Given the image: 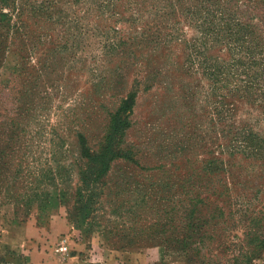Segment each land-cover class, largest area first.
<instances>
[{"label": "rangeland", "instance_id": "rangeland-1", "mask_svg": "<svg viewBox=\"0 0 264 264\" xmlns=\"http://www.w3.org/2000/svg\"><path fill=\"white\" fill-rule=\"evenodd\" d=\"M0 189L57 264H264V0H0Z\"/></svg>", "mask_w": 264, "mask_h": 264}, {"label": "crops", "instance_id": "crops-1", "mask_svg": "<svg viewBox=\"0 0 264 264\" xmlns=\"http://www.w3.org/2000/svg\"><path fill=\"white\" fill-rule=\"evenodd\" d=\"M17 220L14 206L6 200L5 194L0 190V264H15L8 262V254L11 251L25 253L26 264H57L49 258L47 238L54 241L58 235L63 233L64 220L60 217L48 223L47 219L41 216L24 222H17ZM94 257L102 256L94 255ZM165 259V252L162 249H153L146 254L142 264L162 263ZM94 261V259L87 260V262ZM67 263L84 264L78 256L68 260ZM116 264L133 263L123 260L117 261Z\"/></svg>", "mask_w": 264, "mask_h": 264}, {"label": "trees", "instance_id": "trees-1", "mask_svg": "<svg viewBox=\"0 0 264 264\" xmlns=\"http://www.w3.org/2000/svg\"><path fill=\"white\" fill-rule=\"evenodd\" d=\"M133 98L132 96L128 97V99L124 102L122 108L119 110V112L116 114L113 123H112V128H111V139L117 138L119 133H121L126 127H128L127 123V117H124L127 111L130 108L131 102ZM114 145L112 144L111 147ZM120 156L124 157V155L120 154ZM117 156V153H115L114 150L111 148H107L103 152L100 153L98 158H101L104 163L108 162V160H113ZM1 190V189H0ZM1 193H3V190H1ZM6 198V195H5Z\"/></svg>", "mask_w": 264, "mask_h": 264}, {"label": "built area", "instance_id": "built-area-1", "mask_svg": "<svg viewBox=\"0 0 264 264\" xmlns=\"http://www.w3.org/2000/svg\"><path fill=\"white\" fill-rule=\"evenodd\" d=\"M60 251L66 252V251H68V247H62V248L60 249Z\"/></svg>", "mask_w": 264, "mask_h": 264}]
</instances>
